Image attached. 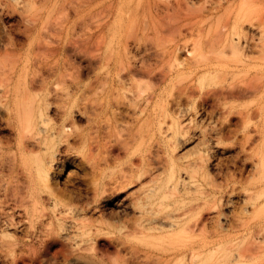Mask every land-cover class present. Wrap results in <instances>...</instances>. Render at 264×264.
<instances>
[{
  "label": "rangeland",
  "instance_id": "obj_1",
  "mask_svg": "<svg viewBox=\"0 0 264 264\" xmlns=\"http://www.w3.org/2000/svg\"><path fill=\"white\" fill-rule=\"evenodd\" d=\"M116 1L0 0V65L13 63L11 50L26 42L28 21L35 16L42 18L44 27L33 33L39 49L32 61L43 62L49 55L53 62L70 65L75 78L87 80L79 69L105 64L104 57L111 52L135 53L136 67L142 65L146 71L136 73L137 85L144 93L158 94L151 104L153 114L166 110L175 115L179 108L185 109L180 121L186 133L175 145L177 152L205 158L204 167H193L186 178L195 188L176 202L187 213V226L203 221L200 224L205 223L211 234H227L223 248L239 256L237 264H264V0H144L135 9L140 17L130 21L128 12L116 15ZM144 5L148 9L143 10ZM63 39L77 42L81 55L55 53ZM138 43L141 48L136 51L133 46ZM117 117L130 120L125 108ZM157 118L151 117L152 167L163 153L157 144ZM5 133L1 128L0 134ZM62 173L64 181L73 178ZM163 173L155 170L153 175L162 178ZM74 187L78 199L85 189L82 183ZM227 199L230 204H224ZM7 200L0 198V212L7 210L13 224L0 234V264H66L71 249L54 236L29 229ZM123 201L125 205L129 200ZM114 203H102L99 210L88 213L109 221L121 218L94 234L90 248L80 252L84 262L145 264L129 251L139 246L151 250L147 264H189L188 255L163 256L161 248L173 249L195 237L202 240L204 234L188 229L168 235L173 239L151 235V245L143 246L124 237L133 216L117 212V199ZM222 250L214 257H220Z\"/></svg>",
  "mask_w": 264,
  "mask_h": 264
},
{
  "label": "bare ground",
  "instance_id": "obj_2",
  "mask_svg": "<svg viewBox=\"0 0 264 264\" xmlns=\"http://www.w3.org/2000/svg\"><path fill=\"white\" fill-rule=\"evenodd\" d=\"M22 1L28 4L31 0ZM142 1H116V15L128 12L129 21L139 18L141 14L135 9L139 10ZM144 6L143 10L148 9ZM123 23L120 17L121 28ZM28 24L31 29L26 42L11 50L13 63L0 65V130H7L0 134V198L12 202L11 209L29 229L64 242L72 251L66 264H87L80 252L90 248L94 234L105 224L120 222L117 215L111 221L88 215L99 210L102 203L115 205L114 199L119 204L117 212L133 216L124 237L150 246L151 235L173 239L175 236L168 235L198 230L196 234H204L202 240L195 237L175 249L162 247V255H188L189 264H237L239 256L223 248L227 234H211L205 223L200 224L203 221L189 228L187 213L176 205L180 197L195 188L186 181L193 167L206 163L204 157H185L175 148L186 133L180 121L185 109L179 108L175 115L166 110L153 114L151 104L158 94L151 95V90L144 93L137 85L136 73L146 71L142 65L136 67V55L128 50L123 56L119 51L111 52L104 57L105 64L79 69L80 76L89 77L87 80L78 75L75 78L70 65L53 62L49 55L43 62L32 61L39 49L33 33L44 27V21L35 16ZM133 47L136 51L141 48L139 43ZM63 51L81 55L79 44L70 39L60 41L55 53ZM122 108L130 120L117 117ZM151 117H158L157 144L163 147L153 167ZM120 152L124 157L118 156ZM133 156H138L136 161ZM155 170L167 174L154 176ZM65 171L73 178L62 180ZM76 183H82L85 189L78 199L73 193ZM124 197L129 200L125 205ZM229 202L227 199L223 203ZM12 224L7 210L1 208L0 234ZM129 249L134 258L150 262V249ZM221 249V256L214 257Z\"/></svg>",
  "mask_w": 264,
  "mask_h": 264
}]
</instances>
